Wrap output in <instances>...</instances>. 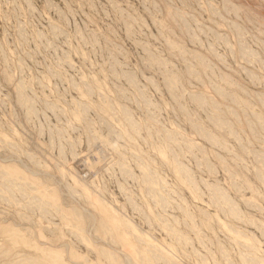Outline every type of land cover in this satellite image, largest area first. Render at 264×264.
Returning <instances> with one entry per match:
<instances>
[{
  "label": "rangeland",
  "instance_id": "obj_1",
  "mask_svg": "<svg viewBox=\"0 0 264 264\" xmlns=\"http://www.w3.org/2000/svg\"><path fill=\"white\" fill-rule=\"evenodd\" d=\"M0 264H264V0H0Z\"/></svg>",
  "mask_w": 264,
  "mask_h": 264
},
{
  "label": "bare ground",
  "instance_id": "obj_2",
  "mask_svg": "<svg viewBox=\"0 0 264 264\" xmlns=\"http://www.w3.org/2000/svg\"><path fill=\"white\" fill-rule=\"evenodd\" d=\"M134 233V232H133ZM139 233V232H138ZM128 235V234H127ZM142 237V236H141Z\"/></svg>",
  "mask_w": 264,
  "mask_h": 264
},
{
  "label": "built area",
  "instance_id": "obj_3",
  "mask_svg": "<svg viewBox=\"0 0 264 264\" xmlns=\"http://www.w3.org/2000/svg\"><path fill=\"white\" fill-rule=\"evenodd\" d=\"M87 176H89V175H87Z\"/></svg>",
  "mask_w": 264,
  "mask_h": 264
}]
</instances>
